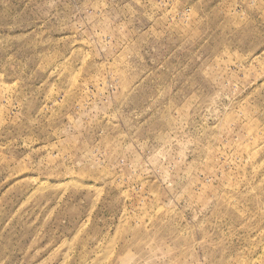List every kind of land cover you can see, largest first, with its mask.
Listing matches in <instances>:
<instances>
[{
    "label": "rangeland",
    "instance_id": "1",
    "mask_svg": "<svg viewBox=\"0 0 264 264\" xmlns=\"http://www.w3.org/2000/svg\"><path fill=\"white\" fill-rule=\"evenodd\" d=\"M0 264H264V0H0Z\"/></svg>",
    "mask_w": 264,
    "mask_h": 264
}]
</instances>
